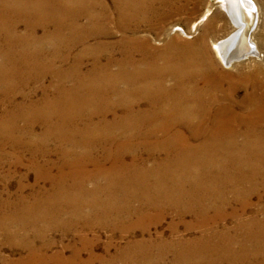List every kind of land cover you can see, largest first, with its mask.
<instances>
[{
	"label": "bare ground",
	"instance_id": "1",
	"mask_svg": "<svg viewBox=\"0 0 264 264\" xmlns=\"http://www.w3.org/2000/svg\"><path fill=\"white\" fill-rule=\"evenodd\" d=\"M201 3L0 0V152L12 149L0 158L21 166L27 154L34 174L0 198V239L33 264L50 256L59 264H264L256 6L218 0L232 30L212 46L231 73L218 70L203 37L182 43L164 29L174 18L189 22ZM143 31H163L167 42L156 47ZM46 39L57 46L43 52ZM253 57L252 69L238 65ZM167 218L165 236L158 226ZM95 229L123 245L107 242L96 254L87 239ZM70 230L81 242L72 257L46 254L45 236Z\"/></svg>",
	"mask_w": 264,
	"mask_h": 264
},
{
	"label": "rangeland",
	"instance_id": "2",
	"mask_svg": "<svg viewBox=\"0 0 264 264\" xmlns=\"http://www.w3.org/2000/svg\"><path fill=\"white\" fill-rule=\"evenodd\" d=\"M105 1H106V3H108L109 0H105ZM252 1H253L254 5L256 6L257 20L255 23V27H254L253 31L251 32V42L255 45L254 49H256V55L261 57L262 62H263L262 65L264 66V60H263L264 59V39H263V37H259L260 32L262 30L264 32V0H252ZM71 5L72 4L70 2H67L68 8H70ZM52 8L53 9L59 8L58 10H60V6L57 7V6L53 5ZM217 14L220 15V17ZM202 15H206V18L203 20V22L201 24L196 25V22L198 20H200ZM67 17H69V16H67ZM65 19H66V21H70L68 18H65ZM177 19L178 18L171 19L169 21V23L167 25H165L164 29H166V28L167 29L168 28L173 29L174 28V30H173L174 35L173 36L177 35L179 40H181L180 42H182V43L194 42L196 39L203 37L204 44L206 45V48L208 47L207 50H208L209 54L212 56V57L211 56L210 57L214 61L218 70L221 72L235 73L236 70L233 67L226 66V65L224 66V64L220 62V60L215 55V52H214V49L212 46V42H216V41H219V40L225 38L232 30L231 25L228 23V19L226 18L224 12L222 11V9L219 6L218 0H202L200 10L198 11V13L196 15H194L189 20V22H187L183 18H180L178 20ZM207 23H211L210 27L208 29L209 31L207 30L206 32H204L202 28ZM17 29L21 32L24 28L22 25H19ZM46 31L51 33L52 29L50 31V27H49L48 29H46ZM20 32H18V34H21V33H22L21 35L24 34L23 32H21V33ZM48 32L46 34H49ZM143 32H140V35L141 34L147 35L148 39L151 40V43H153V45L155 44L156 47H162L167 42L165 37L163 36V34H161V33H163V31L158 33V35L157 34L155 35L152 32H147V33H146V31H143ZM39 33L41 34L42 32H39ZM203 34H204V36H203ZM205 35H206V37H205ZM155 37L156 38L159 37L158 39L160 41L153 42L152 38H155ZM116 38H118V36H116ZM161 42H162V44H160ZM56 43L57 42L55 40H53V42H52V41H48L46 39L44 45L42 46L43 52L49 51L52 47H56L57 46ZM157 45H159V46H157ZM42 47L40 48V50H42ZM213 57H214V59H213ZM256 58L257 57H253L250 59L244 58L238 62V65L242 64V66L244 65L242 68L252 69L251 65H253V63L251 60H255ZM48 80H49L48 78H46V80H44L46 82V84L48 83ZM37 86H38V84L35 83V84H33L32 88H34V87L36 88ZM35 88H34V90H35ZM37 93H39V91ZM241 95H242V91L239 90L237 92V96L240 97ZM2 109H3L2 105L0 104V113H2L1 112ZM10 151H12V149H9L8 146H5V148L1 152L3 154H5L6 152H10ZM27 156H28L27 154L23 155L22 162L24 163V165H21V166H17L15 162H13L11 164V160H13V159L4 158L5 157L4 155L2 156V158H0V198H5L7 196V193L10 194V196H13L15 194V191H16L15 187L19 183H23L26 185H31L34 183V174L32 171L28 170L26 167ZM21 175H24L23 176L24 179L20 178ZM41 184L42 183H40L39 185H41ZM26 191H27L26 193H28V190H26ZM254 201H255V199H254ZM169 221H170V218H167L166 220L162 221L160 226H158L159 231H162L165 234V236L169 235V230H168ZM83 227H85V226H83ZM83 227L80 226L77 229V231H80ZM155 231H156V228L152 227L151 232L155 233ZM181 231H183L182 226L179 227L178 233L182 234L183 232H181ZM91 233L90 234L88 233L89 238L87 237V239L92 243V247L95 250L94 252L98 255L103 254L104 247L107 244V242H112V243H114V245L115 244L123 245V241H119V236H118L119 234H117V233L115 234L116 237H109L110 232L105 231V230H101V229H95V231H94V233H96L99 237L93 236V234H91ZM45 237L49 238L48 243H52V245L50 246L48 251H46V254L48 253V255L52 254L55 256V252L62 250L63 254H61V256H63V258H69V256L72 257L73 251L76 250V248L79 249L81 246L80 238L75 236V233H73L72 230L65 232V233H61V231H59V232L58 231H56V232L51 231ZM136 238L139 239L140 237H136ZM130 239H133V238H130ZM116 241L119 243H117ZM35 246H38V243H36ZM112 252H114L113 247L110 249V253H112ZM80 254H81L82 259H85L87 257V251L86 250H82L80 252ZM58 259L59 258H57V260ZM12 260L14 263L12 262ZM28 260L29 259H27L26 251L21 246H18L17 244H11L7 240L3 241L0 239V264H15L16 262H17L16 264H23V263L24 264H31L32 261H30V260L28 261ZM47 261L48 262L46 264H59V263L55 262L53 256L47 257ZM60 264H65V263L60 262ZM94 264H98V260L94 261ZM114 264H120V262H114Z\"/></svg>",
	"mask_w": 264,
	"mask_h": 264
}]
</instances>
